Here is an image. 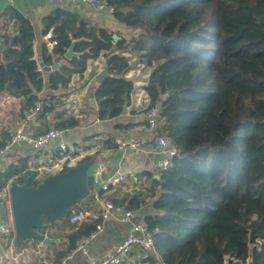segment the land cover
<instances>
[{"label":"trees","instance_id":"16d2710c","mask_svg":"<svg viewBox=\"0 0 264 264\" xmlns=\"http://www.w3.org/2000/svg\"><path fill=\"white\" fill-rule=\"evenodd\" d=\"M103 1L115 6L119 23L136 30L131 42H115L107 28L56 7L42 23L44 36L58 44L42 45V61L59 62L78 39L81 56L49 73V90L56 92L75 74L83 78L89 62L106 58L111 77L96 91L100 120L125 112L135 88L126 79L134 55L137 66L154 67L145 89L150 106L169 93L161 132L178 151L174 165L145 191L117 203L134 212L153 209L143 217L156 239L157 255L147 264H264V0ZM14 17L19 33L0 49V93L30 109L45 86L34 28L19 13ZM55 99L45 97L38 117L55 111ZM78 125L69 119L56 127ZM19 158L14 181L29 178L39 186ZM14 168L0 173V191L13 180ZM97 228L84 224L80 230L90 236Z\"/></svg>","mask_w":264,"mask_h":264},{"label":"crops","instance_id":"0c3cea01","mask_svg":"<svg viewBox=\"0 0 264 264\" xmlns=\"http://www.w3.org/2000/svg\"><path fill=\"white\" fill-rule=\"evenodd\" d=\"M56 7L75 11L90 24L107 28L112 36L116 35L119 38L117 41L125 39L126 42H131L132 40L128 39L133 29L119 23L114 14L95 12L87 6L71 7L58 3L51 4L42 0H19L13 5L0 0V49L4 50L9 47L11 43L9 37L14 38L19 33L16 17H14L15 12H17L25 20H28L34 28L35 60L39 56L42 58L43 44L53 49L51 41L44 36L42 21L44 17L52 14ZM6 39L8 43H6ZM77 42L78 39H76ZM78 54L80 53L78 52ZM88 66V71L83 78L79 74H75L72 76L67 88L61 87L56 92H51L48 86L49 73H44L38 65L45 87L38 94L37 99L40 98L43 103L46 96L56 97L53 102L55 111L46 114L44 120L37 116L36 119L24 123V117L34 107L27 109L22 105L21 99L0 93V146L10 140L18 129L24 130L25 133L32 136H37L48 129L57 128V124L61 121L69 119L79 121L76 128L64 129V133L59 138L60 142L74 146L72 150L67 152L49 153L48 150H36L26 143H18V148L0 162V165L6 169L11 164L15 165L13 180H10L6 185H10L12 181L17 180L19 177L15 173L21 170L22 165L19 157L25 159L26 169L32 176V184L39 185L45 177L57 174L60 170L55 169V165L59 164L64 168H71L86 161L100 162L106 165L107 169L102 174V180L123 174H127L128 178L117 184V186L110 187L109 191L90 192L88 198L86 197L71 214H83L84 221L73 223L70 221V217H67L41 229V232L49 239L47 244L30 240L16 247L14 233L1 235L0 260L3 264H60V260L65 257H68L66 264H90L91 258L99 260L108 257L118 247V244L126 238L132 226L139 219L144 220L143 217L146 214H153V209L149 207L137 211L139 216L132 218L129 222H122L115 218L106 220L101 218L103 206L106 202H113L116 205L119 202L122 203V198L126 194L145 191L148 184L153 183V180L160 179L162 172L159 171L157 155L149 151L156 145V142L151 135L142 131L145 124L144 108L151 105L149 95L145 90L146 85H148V78L142 85L130 78L129 74L134 69L129 72L126 79L132 80L135 88L129 97L125 112L120 117L112 120H100L99 108L94 109L89 104V94L93 92L92 88L96 82H92V79H90V82H92L90 86L84 84L91 72L95 71V75H98L108 65H106V58L101 56L98 60L89 62ZM146 94L149 103H145ZM95 100L99 104L96 99V92ZM128 124H135V127L128 129ZM132 136H137L144 142L145 151L143 153L134 154L131 150H119L118 141ZM3 201L7 204L9 210L7 214L10 220L7 223L13 225L9 196L5 197ZM1 223H5L2 218H0V225ZM84 224L102 226L97 230V236L92 240L87 252L78 250L81 240L89 236L85 235L83 230H80ZM138 250L135 249L134 251L138 252Z\"/></svg>","mask_w":264,"mask_h":264},{"label":"built area","instance_id":"2783aa9c","mask_svg":"<svg viewBox=\"0 0 264 264\" xmlns=\"http://www.w3.org/2000/svg\"><path fill=\"white\" fill-rule=\"evenodd\" d=\"M10 5H13L19 0H2ZM26 1V0H24ZM47 3H58L62 5H69L71 7L87 6L95 12L107 13L112 15L116 12L115 6L109 5L103 0H42ZM46 39L51 41V47H55L58 42L53 41L52 35L47 34ZM145 103H149L147 100V94L145 95ZM169 97V93H162L158 99V104L154 107L148 105L144 108L145 124L142 127V131L148 135H151L156 145L149 149L152 154L157 155L159 171L164 173L170 170L174 165V160L178 156V151L172 146L169 138L161 132L162 128L167 126V118L162 113V102H165ZM43 109V103L40 98L34 103V109L24 117L23 122L27 123L37 118ZM64 133V130L59 128L49 129L47 132L32 136L24 132V130L18 129L17 133L6 143L0 146V162L5 160L18 148V143H26L32 146L36 150H48L49 153H55L57 151L67 152L72 150L74 146L72 144L63 143L59 141V138ZM118 148L121 151L131 150L134 154H140L145 151L144 142L137 136L122 139L118 141ZM55 169L63 171V166L55 165ZM59 171V172H60ZM6 168L0 165V173H5ZM128 178L127 174L117 175L114 178L102 180L103 191H109L110 187L117 186L121 182ZM10 185H7L0 191V199H4L9 194ZM139 216L138 212H134L124 208L119 204L113 202H106L103 206L101 218L103 220L115 218L122 222H129L132 218ZM83 214H73L70 216V221L73 223H79L84 221ZM102 226L98 225L97 230ZM14 227L10 223H1L0 236L3 234H13ZM98 232L82 239L81 245L78 250L87 252L92 240L97 236ZM135 249H139L135 252ZM152 255H157L156 252V239L154 232L151 231L142 218L132 226L125 239L118 244V247L108 256L103 259H90V264H147ZM68 257L60 260V264H66ZM0 264L1 260H0Z\"/></svg>","mask_w":264,"mask_h":264},{"label":"water","instance_id":"95a60500","mask_svg":"<svg viewBox=\"0 0 264 264\" xmlns=\"http://www.w3.org/2000/svg\"><path fill=\"white\" fill-rule=\"evenodd\" d=\"M114 40L119 38L113 35ZM76 40L64 55V59L52 66H45L42 58L37 57L39 67L44 73H51L60 69L67 61L80 57L75 52ZM111 77L109 67L98 75L91 72L85 86L96 82L89 94V104L95 109L99 108L95 100V92L102 82ZM92 79V82H90ZM159 75L156 77L158 82ZM90 83V84H89ZM126 107V106H125ZM106 165L100 162L86 161L76 167L68 168L57 174L47 176L39 186H32L29 179L23 183L12 181L9 189V203L11 204V221L14 225V243L16 247L21 246L25 241L49 243V239L41 232L42 227L54 224L60 219L66 218L73 209L88 196L90 192H100L103 188L102 174L106 171ZM7 204L0 199V218L8 222Z\"/></svg>","mask_w":264,"mask_h":264},{"label":"rangeland","instance_id":"374dc122","mask_svg":"<svg viewBox=\"0 0 264 264\" xmlns=\"http://www.w3.org/2000/svg\"><path fill=\"white\" fill-rule=\"evenodd\" d=\"M135 32L136 30L133 29L132 32L130 33L129 35V39L128 40H131L132 37L135 35ZM134 57V58H133ZM133 61H132V67H133V72H131L129 74L130 78H132V80H135L136 82H139L140 84L144 85V81H146V79L151 76L153 70H154V67L153 68H148L147 64H146V67L144 65H139L137 66L138 64H136V60H135V55L133 56ZM146 75H148L146 77Z\"/></svg>","mask_w":264,"mask_h":264},{"label":"bare ground","instance_id":"6f19581e","mask_svg":"<svg viewBox=\"0 0 264 264\" xmlns=\"http://www.w3.org/2000/svg\"><path fill=\"white\" fill-rule=\"evenodd\" d=\"M72 213V212H71Z\"/></svg>","mask_w":264,"mask_h":264}]
</instances>
